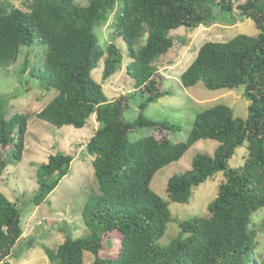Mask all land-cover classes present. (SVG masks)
I'll use <instances>...</instances> for the list:
<instances>
[{"label":"trees","instance_id":"obj_1","mask_svg":"<svg viewBox=\"0 0 264 264\" xmlns=\"http://www.w3.org/2000/svg\"><path fill=\"white\" fill-rule=\"evenodd\" d=\"M73 1L31 0L27 11L0 2V72L9 71L25 48L21 71L28 73L26 82L34 80L42 91L56 93L34 118L57 129H81L93 116L96 125L85 146L98 185L85 216L90 233L77 239L66 236L55 250L43 246L49 263L83 264L87 252L94 257L93 264H264L256 253L258 226L252 219L264 210V0H89L82 7ZM116 6L113 39L126 45L130 59L126 75L135 90L147 95L132 122L123 117L129 98L109 101L91 77L101 59L103 81L121 66L115 44L100 50L94 34ZM235 11L253 21L259 34L204 43L179 79L186 89L198 82L209 91L242 86L249 102L247 118H235L229 107L215 105L195 116L185 141L172 143L164 133L180 131L179 126L142 114L148 104L169 95L159 90L155 79V64L173 46L169 34L180 27L233 23ZM5 103L0 99V149L12 147V160L18 162L33 116L6 117ZM137 128H151L162 136L131 141L129 134ZM202 140L216 141L218 146L213 155L197 153L190 170L168 180V201L187 204L206 180L218 173L224 180L206 213L175 220L177 238L161 247L157 241L164 236L171 214L168 202L151 190V181ZM243 145L247 151L243 164L230 167L229 160ZM2 156L0 175L12 163ZM72 160L57 153L40 165L35 206L68 175ZM111 233L121 236L118 254L101 257L102 238ZM21 234L18 207L0 193V264H10L7 258Z\"/></svg>","mask_w":264,"mask_h":264},{"label":"rangeland","instance_id":"obj_2","mask_svg":"<svg viewBox=\"0 0 264 264\" xmlns=\"http://www.w3.org/2000/svg\"><path fill=\"white\" fill-rule=\"evenodd\" d=\"M3 5H10L23 11L28 10L31 0H0ZM89 0H74L75 6H86ZM118 5V4H117ZM236 6V4H235ZM110 14L108 21L96 28L98 46L104 50L111 42L115 44L122 56L118 71L108 80H102L103 59L97 68L91 72V77L109 101L120 97L129 98V108L124 112V119L134 121L140 113L139 104L146 98L139 90L134 89L133 81L126 75L125 66L130 62L127 58V47L118 38L113 39L115 15ZM233 23L216 21L201 25L195 29L180 27L171 31L169 36L173 46L155 64V79L159 81V90L165 95L148 104L142 112L143 116L155 122H166L180 127V131L166 132L164 135L172 143L186 140L195 116L201 111L225 105L229 107L235 118L246 119L249 102L243 97L242 86L235 89L207 90L202 82L190 88H183L179 76L186 70L196 57L198 49L206 42H226L236 35L256 36L259 34L253 21L237 16ZM26 49L22 48L15 64L7 72H0V99H5L6 117L14 113L30 114L32 117L24 136V151L20 161L12 160V147L0 149L3 160L12 161L0 175V193L15 203L20 212L21 237L16 242L7 258L10 264H50L44 254L43 246L55 250L66 236L71 239L85 237L90 233L86 226V212L98 194V185L91 165V157L87 154L86 143L94 134L96 125L93 116L90 122L81 129L65 126L57 129L52 125L37 120L39 113L55 96L54 91L44 92L38 82L30 80L27 71L22 73ZM90 123V125H88ZM146 136L160 138L162 135L151 128H137L129 134L131 141H137ZM218 143L213 140H202L194 144L175 163L158 171L150 184L151 190L163 201L168 202L171 221L167 224L165 234L157 241V245L167 246L177 238L180 230L176 221L183 222L192 217H201L206 213L207 205L215 199L218 185L224 180L218 173L194 189L187 204L168 201L166 187L168 180L174 175H180L191 169L192 161L197 153L213 155ZM57 153L70 155V171L39 206L32 203L38 189L37 175L41 164L46 163L50 155ZM245 145L236 149L229 160L232 168L240 167L246 157ZM258 226L256 253L264 260V210L252 215ZM176 220V221H175ZM121 236L111 233L102 238V249L99 255L104 258H115L120 247ZM94 257L85 252L83 264H93Z\"/></svg>","mask_w":264,"mask_h":264}]
</instances>
